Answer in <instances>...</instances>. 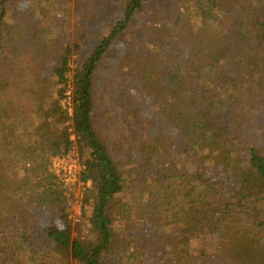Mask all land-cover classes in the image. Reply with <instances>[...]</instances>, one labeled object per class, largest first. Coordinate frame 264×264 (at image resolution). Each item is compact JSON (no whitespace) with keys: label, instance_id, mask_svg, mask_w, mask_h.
<instances>
[{"label":"trees","instance_id":"obj_1","mask_svg":"<svg viewBox=\"0 0 264 264\" xmlns=\"http://www.w3.org/2000/svg\"><path fill=\"white\" fill-rule=\"evenodd\" d=\"M164 1L0 0V264H264V0ZM129 71L160 120L116 103L118 151Z\"/></svg>","mask_w":264,"mask_h":264},{"label":"rangeland","instance_id":"obj_2","mask_svg":"<svg viewBox=\"0 0 264 264\" xmlns=\"http://www.w3.org/2000/svg\"><path fill=\"white\" fill-rule=\"evenodd\" d=\"M165 3L164 0H158ZM54 12H57L59 15H62L64 17V11L58 6V9H55ZM64 18L68 19L72 26L75 28L79 25L78 20L72 15V16H65ZM132 37V40L136 38L135 34L130 35ZM137 68L132 70V73L136 75L138 72L136 71ZM128 77L125 78L127 80L128 86H125L123 84H120L119 82H116V84H110L106 86H100L97 90V112H96V127L98 131L103 134H105L106 140L112 144V147H114L118 151H124L120 147V145H116L115 142H117L118 137L122 136L123 133L126 134L128 125L121 122V118L118 116L117 118V112H115L118 104V112L121 113L120 116L122 117V114H126L125 121L129 125H132L133 127H136V125L141 124L139 126L144 127V124L142 122H139L137 118L136 112H143V110H146L147 112V118L151 121L155 119L156 121L160 120V115H158L156 110L154 109V106L158 103V98L155 96V92L150 88H148V84H142L140 85L142 89H139V92L141 91V95L137 93V91L130 86L131 85V79L133 78L130 71L128 72ZM132 77V78H131ZM107 81L109 82L112 80L111 74H108L106 76ZM129 80V82H128ZM103 83V82H102ZM132 87V88H131ZM144 96V101H148V107L144 103V106L136 107V104L138 102V98ZM117 103V104H116ZM150 108V109H149ZM159 111V110H158ZM145 117V116H144ZM146 119V118H145ZM137 126L136 128H138ZM136 129V133H137ZM167 132L170 131V129L167 128ZM163 137H166L165 133H162ZM136 137V136H135ZM169 151V150H168ZM82 190H79V188H76L75 191V197H76V206H77V215L80 213L79 207L82 202V196H81Z\"/></svg>","mask_w":264,"mask_h":264},{"label":"built area","instance_id":"obj_3","mask_svg":"<svg viewBox=\"0 0 264 264\" xmlns=\"http://www.w3.org/2000/svg\"><path fill=\"white\" fill-rule=\"evenodd\" d=\"M53 169L63 178L72 190L76 191L77 187L79 190H82V196L85 189V185L80 178L83 167L75 150L55 156L53 158Z\"/></svg>","mask_w":264,"mask_h":264}]
</instances>
